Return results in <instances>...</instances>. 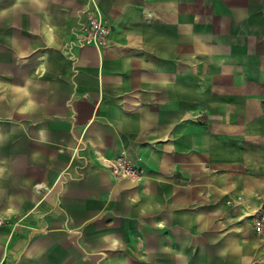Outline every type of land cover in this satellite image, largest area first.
Segmentation results:
<instances>
[{"label":"crops","instance_id":"obj_1","mask_svg":"<svg viewBox=\"0 0 264 264\" xmlns=\"http://www.w3.org/2000/svg\"><path fill=\"white\" fill-rule=\"evenodd\" d=\"M263 204L264 0H0V264H264Z\"/></svg>","mask_w":264,"mask_h":264},{"label":"built area","instance_id":"obj_2","mask_svg":"<svg viewBox=\"0 0 264 264\" xmlns=\"http://www.w3.org/2000/svg\"><path fill=\"white\" fill-rule=\"evenodd\" d=\"M83 29L85 33L82 37V44L84 45L105 46L112 32L104 15L99 11L87 12ZM110 166L112 174L116 178L135 179L140 175V171L124 156H120L113 160ZM250 219L255 233L264 239V204L260 210L254 212L250 216ZM4 224L5 220L0 216V228Z\"/></svg>","mask_w":264,"mask_h":264}]
</instances>
